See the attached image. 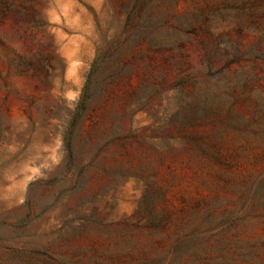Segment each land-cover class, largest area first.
I'll list each match as a JSON object with an SVG mask.
<instances>
[{
	"label": "rangeland",
	"instance_id": "374dc122",
	"mask_svg": "<svg viewBox=\"0 0 264 264\" xmlns=\"http://www.w3.org/2000/svg\"><path fill=\"white\" fill-rule=\"evenodd\" d=\"M259 178L264 0H0V264L162 257L208 200L165 264H264Z\"/></svg>",
	"mask_w": 264,
	"mask_h": 264
},
{
	"label": "trees",
	"instance_id": "16d2710c",
	"mask_svg": "<svg viewBox=\"0 0 264 264\" xmlns=\"http://www.w3.org/2000/svg\"><path fill=\"white\" fill-rule=\"evenodd\" d=\"M213 11L214 9L212 7H208V5H206L205 7H200L199 10L196 11L198 14H195L194 16H197V20L206 22L210 18L208 13ZM191 34L195 36L196 39L199 36L197 31H193ZM223 44L224 43L222 41H218L215 43L198 41V46L202 49L204 55H206L207 57L212 56L213 53H215V51L218 50L219 47H221ZM263 180L264 179L261 178L256 179L249 187L241 191V195H239L238 197L240 208H242L244 205H247L248 201L255 199L254 190L261 186ZM159 196H161V205L166 206L167 199L165 198V195L159 194ZM155 198L156 197L151 196L150 203L152 208L153 205H155ZM257 200H255V202H257ZM219 207L220 205L214 200H208L196 202L191 205L188 210H183L184 217H197V223L191 228L192 230L188 234L184 235L181 240L177 241L175 245L172 248L168 249L162 257H152L150 254L142 253L138 256L128 255L124 257H110L104 259V262L105 264H165L169 258L168 255H170L171 257L179 258L186 253H190V255L194 254L196 251H193V249L197 245H200L201 243H207L212 237L216 236L214 232L212 233L206 230L208 228H204L205 230H200L199 227L207 226L210 222H213ZM170 220L171 214L167 212V208L165 207V213L162 215V217L157 218L156 216H153L150 222L151 226L162 228L165 226V224L169 223ZM223 230L225 231V229Z\"/></svg>",
	"mask_w": 264,
	"mask_h": 264
}]
</instances>
